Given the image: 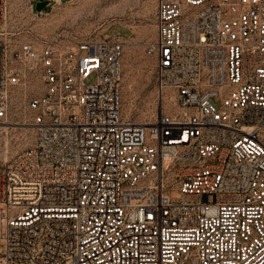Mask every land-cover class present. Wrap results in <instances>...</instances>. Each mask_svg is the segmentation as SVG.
Wrapping results in <instances>:
<instances>
[{
  "label": "built area",
  "instance_id": "1",
  "mask_svg": "<svg viewBox=\"0 0 264 264\" xmlns=\"http://www.w3.org/2000/svg\"><path fill=\"white\" fill-rule=\"evenodd\" d=\"M10 12L0 122L34 139L0 160V264H264V0H156L141 122L122 33L39 36Z\"/></svg>",
  "mask_w": 264,
  "mask_h": 264
},
{
  "label": "rangeland",
  "instance_id": "2",
  "mask_svg": "<svg viewBox=\"0 0 264 264\" xmlns=\"http://www.w3.org/2000/svg\"><path fill=\"white\" fill-rule=\"evenodd\" d=\"M8 26L32 29L39 36L78 40L120 32L126 38L122 95L125 114L137 122L157 113L156 60L147 44L155 36L156 0H8ZM44 5L38 6L45 2ZM14 111L19 110L14 104ZM0 128V160L29 147L34 132L28 123L10 116Z\"/></svg>",
  "mask_w": 264,
  "mask_h": 264
},
{
  "label": "bare ground",
  "instance_id": "3",
  "mask_svg": "<svg viewBox=\"0 0 264 264\" xmlns=\"http://www.w3.org/2000/svg\"><path fill=\"white\" fill-rule=\"evenodd\" d=\"M1 123H3V124H9V123L6 122V121L1 122ZM0 128H1V129H8V128H10V126H9V125H0Z\"/></svg>",
  "mask_w": 264,
  "mask_h": 264
},
{
  "label": "water",
  "instance_id": "4",
  "mask_svg": "<svg viewBox=\"0 0 264 264\" xmlns=\"http://www.w3.org/2000/svg\"><path fill=\"white\" fill-rule=\"evenodd\" d=\"M45 3H46V1H45V2H43V3H40V4H43V5H44ZM40 4H39L38 6H40Z\"/></svg>",
  "mask_w": 264,
  "mask_h": 264
},
{
  "label": "trees",
  "instance_id": "5",
  "mask_svg": "<svg viewBox=\"0 0 264 264\" xmlns=\"http://www.w3.org/2000/svg\"><path fill=\"white\" fill-rule=\"evenodd\" d=\"M43 5V4H40V6Z\"/></svg>",
  "mask_w": 264,
  "mask_h": 264
}]
</instances>
